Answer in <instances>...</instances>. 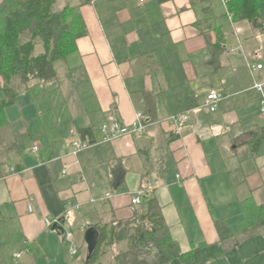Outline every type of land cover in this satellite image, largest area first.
<instances>
[{
    "label": "crops",
    "instance_id": "obj_1",
    "mask_svg": "<svg viewBox=\"0 0 264 264\" xmlns=\"http://www.w3.org/2000/svg\"><path fill=\"white\" fill-rule=\"evenodd\" d=\"M61 3L59 9L78 8L87 34L77 51L55 62L54 80L19 89L18 96L32 93L17 125L8 114L17 101L6 109L5 137L19 152L0 157V264H86L87 230L108 225L119 233L135 225L148 209V194L197 264H264V226L240 232L239 225L244 200L264 204V143L258 150L253 144L264 129L261 95L253 87L264 81V29L231 20L223 0ZM259 9L264 20V1ZM203 31L224 34L217 70L208 64ZM211 88L222 95L213 112L205 104ZM184 112L190 119L181 128L168 122ZM138 113L148 120L145 130L103 140V123L132 124ZM86 129L94 145L74 155L72 142L85 138ZM119 164L126 176L117 184ZM140 191L142 203L135 206ZM55 217L64 232L45 223ZM218 226L236 235L222 240ZM104 249L107 255L111 246Z\"/></svg>",
    "mask_w": 264,
    "mask_h": 264
},
{
    "label": "trees",
    "instance_id": "obj_2",
    "mask_svg": "<svg viewBox=\"0 0 264 264\" xmlns=\"http://www.w3.org/2000/svg\"><path fill=\"white\" fill-rule=\"evenodd\" d=\"M165 2L167 0H156ZM264 0H227L233 21L247 20L255 27L264 29L260 4ZM56 0H0V157L18 153V144L8 141L5 130L10 126L6 109L15 104L18 88L13 82L18 78L25 87L32 86L34 80L52 81L56 78L55 62L77 51V40L87 34L85 21L77 7L66 5L56 8ZM209 52L208 64L214 70L222 65L226 50L222 31L212 36L202 32ZM38 45L42 50L37 53ZM188 102H193L189 98ZM83 137L92 138L90 129L82 131ZM264 143L263 134L253 140L255 150ZM126 170L122 165L113 169V182L122 183ZM148 209L139 213V221L133 226H124L121 232L115 227L98 226L100 237L96 250L86 264H103L106 254L104 246L126 240L124 249L116 252L113 261L107 264H169L179 260L181 264H197L194 250L183 251L165 222L161 207L153 194L145 195ZM240 232H249L264 226V204L244 200ZM1 219V211H0ZM132 224V223H131ZM219 227V226H218ZM222 240L233 237L235 232L219 227ZM118 239H117V238Z\"/></svg>",
    "mask_w": 264,
    "mask_h": 264
},
{
    "label": "built area",
    "instance_id": "obj_3",
    "mask_svg": "<svg viewBox=\"0 0 264 264\" xmlns=\"http://www.w3.org/2000/svg\"><path fill=\"white\" fill-rule=\"evenodd\" d=\"M138 1L141 4H144L147 2V0H138ZM223 1L225 5L227 6V0H223ZM227 13L230 19L232 20L233 14L229 10ZM262 67H263L262 64H257L255 69H261ZM253 87L261 95L259 104H260L261 113L264 114V81L255 82ZM221 100H222V95L220 91L219 90L217 91L216 88H211L206 94L205 104L207 105L209 110L213 112L217 110ZM189 119H190V113L184 112V113L174 114L170 116L168 122H170V124H172L176 128H181ZM147 126H148V120L146 116L143 113H138L137 119L132 124H126V123L123 124V122L112 120L110 122L107 121L103 123L100 129L103 135V140L105 142H110V141L116 140L126 135L138 134L139 132L145 130ZM72 145H73L72 153L74 155H77L78 153L82 151L84 152V150H87L90 147H92L94 145V142L91 141V139L87 136L85 138H77L73 140ZM37 149L38 147L34 148V150H37ZM8 170L11 172H14L16 169L14 167H10ZM107 195L109 196L110 193H108ZM142 195H143V191H140L137 194H135V196L132 198V204L135 206L141 205ZM76 208H79V206H77ZM29 209H31L32 211V206H29ZM61 221H63L61 217H55L53 219L47 218L45 223L49 226L54 225V224H57L60 226L62 225ZM66 234H67V239L70 244L69 245L70 253L75 254L78 249H76L77 244L73 240V232L69 231ZM14 255L16 258H21L22 253H15Z\"/></svg>",
    "mask_w": 264,
    "mask_h": 264
},
{
    "label": "rangeland",
    "instance_id": "obj_4",
    "mask_svg": "<svg viewBox=\"0 0 264 264\" xmlns=\"http://www.w3.org/2000/svg\"><path fill=\"white\" fill-rule=\"evenodd\" d=\"M62 0H58L57 3H56V8L59 9L62 5ZM218 4H219V1H218ZM231 29V28H230ZM42 50V46L38 45L37 47V53L39 54V52ZM13 86L18 88L19 89H22L24 88V85L21 84L20 80L18 78H16L13 82ZM30 93H32L31 91L28 93V92H23L21 93L18 98H17V104L16 105H13V107L11 109H8V114H9V117H10V120L13 121V124L16 123V125L20 122V118L19 117V108L22 107L23 105L25 104H28V98L30 96ZM261 112V111H260ZM18 118V120H14L15 118ZM115 248V249H114ZM120 248L122 247H111V251L108 252L107 255L103 256V264H107L105 263L108 259L113 261V258L116 254V252H118L120 250ZM107 261V262H108Z\"/></svg>",
    "mask_w": 264,
    "mask_h": 264
},
{
    "label": "water",
    "instance_id": "obj_5",
    "mask_svg": "<svg viewBox=\"0 0 264 264\" xmlns=\"http://www.w3.org/2000/svg\"><path fill=\"white\" fill-rule=\"evenodd\" d=\"M53 228L64 232V228L62 226H59L57 224H54ZM86 241H87V245H88V251H89V256L88 259L91 258V256L93 255V253L96 250L97 244L99 242V237H100V232L97 228L91 226L87 232H86Z\"/></svg>",
    "mask_w": 264,
    "mask_h": 264
}]
</instances>
